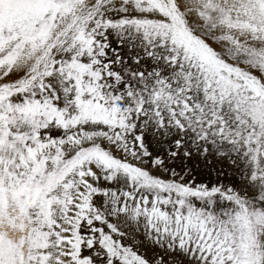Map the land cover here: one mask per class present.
I'll list each match as a JSON object with an SVG mask.
<instances>
[{
  "label": "snow or ice",
  "instance_id": "snow-or-ice-1",
  "mask_svg": "<svg viewBox=\"0 0 264 264\" xmlns=\"http://www.w3.org/2000/svg\"><path fill=\"white\" fill-rule=\"evenodd\" d=\"M0 264H264V0H0Z\"/></svg>",
  "mask_w": 264,
  "mask_h": 264
}]
</instances>
